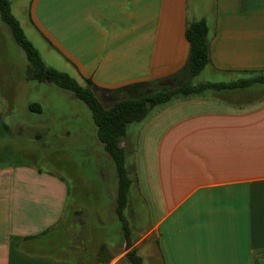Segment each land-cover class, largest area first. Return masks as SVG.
I'll return each instance as SVG.
<instances>
[{"label":"crops","instance_id":"0c3cea01","mask_svg":"<svg viewBox=\"0 0 264 264\" xmlns=\"http://www.w3.org/2000/svg\"><path fill=\"white\" fill-rule=\"evenodd\" d=\"M9 1L16 18L17 0ZM22 8L42 61L90 79L103 97L137 98L185 79V28L200 20L204 69L217 82L264 71V0H25ZM47 110L28 101L17 131H44ZM3 114L0 100L7 132ZM138 125L120 143L131 177L120 217L116 169V188L102 186L101 206L88 209L70 203L63 176L0 163V264H131L132 249L142 264L151 251L157 264H264V82L173 102Z\"/></svg>","mask_w":264,"mask_h":264},{"label":"rangeland","instance_id":"374dc122","mask_svg":"<svg viewBox=\"0 0 264 264\" xmlns=\"http://www.w3.org/2000/svg\"><path fill=\"white\" fill-rule=\"evenodd\" d=\"M23 1L17 0V7H14L16 19L27 39L46 58L39 38L26 22ZM27 65L24 51L14 41L9 27L0 21V100L4 105L3 122L11 127L7 132L0 131V163H29L57 173L69 184L71 204L77 201L88 209L101 206L102 186L109 190L116 188L115 165L96 139L90 110L66 89L52 83L23 81ZM220 80L218 74L203 69L192 82L196 84ZM179 82V78H175L163 85L147 87L143 92L162 90ZM122 97L127 96L117 93L104 97L102 101L109 107L115 99ZM33 100H43L48 107V128L37 132L29 128L31 131L27 133L19 132L16 126L25 123L24 106ZM138 124L129 123L127 134L134 132ZM34 132L38 135H32ZM139 214L136 223L142 227L146 223L145 207L142 204L139 206ZM148 254L144 264H157L158 258H155L152 251Z\"/></svg>","mask_w":264,"mask_h":264},{"label":"trees","instance_id":"16d2710c","mask_svg":"<svg viewBox=\"0 0 264 264\" xmlns=\"http://www.w3.org/2000/svg\"><path fill=\"white\" fill-rule=\"evenodd\" d=\"M0 17L8 25L14 40L26 55L29 63L28 79L34 82L52 83L58 88L66 89L90 110L96 126L97 139L115 164L118 179L116 212L119 217L127 203L131 184L126 152L120 145L127 137L129 123L145 122L163 107L179 100L204 97L212 91L243 88L253 83L264 82V71H261L230 82L193 83L192 79L210 63L208 26L203 20H200L189 22L185 28V38L188 42L187 76L185 79L165 89L147 92L137 98L115 99L111 106L106 107L102 101L104 97L97 93L96 87L90 79H84L85 85H81L68 73L50 67L42 61L37 49L27 39L18 20L12 14L9 0H0ZM34 107H39V105L37 103L29 104L30 109ZM122 226L127 239L128 226L125 222ZM127 257L131 264H142L141 257L133 249L127 253Z\"/></svg>","mask_w":264,"mask_h":264}]
</instances>
